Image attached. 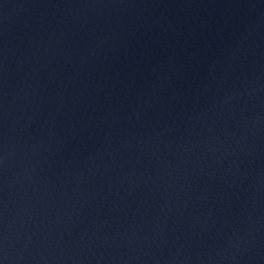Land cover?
<instances>
[{"label": "water", "instance_id": "95a60500", "mask_svg": "<svg viewBox=\"0 0 264 264\" xmlns=\"http://www.w3.org/2000/svg\"><path fill=\"white\" fill-rule=\"evenodd\" d=\"M0 264H264V0H0Z\"/></svg>", "mask_w": 264, "mask_h": 264}]
</instances>
